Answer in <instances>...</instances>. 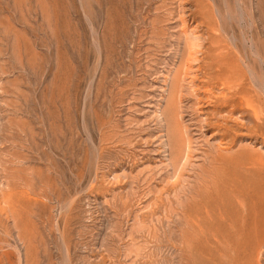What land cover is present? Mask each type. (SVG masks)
Wrapping results in <instances>:
<instances>
[{
	"label": "rangeland",
	"instance_id": "374dc122",
	"mask_svg": "<svg viewBox=\"0 0 264 264\" xmlns=\"http://www.w3.org/2000/svg\"><path fill=\"white\" fill-rule=\"evenodd\" d=\"M0 264H264V0H0Z\"/></svg>",
	"mask_w": 264,
	"mask_h": 264
},
{
	"label": "bare ground",
	"instance_id": "6f19581e",
	"mask_svg": "<svg viewBox=\"0 0 264 264\" xmlns=\"http://www.w3.org/2000/svg\"><path fill=\"white\" fill-rule=\"evenodd\" d=\"M189 74V73H188ZM193 75V74H192ZM195 78V77H194ZM175 114V113H174ZM173 116H175V115H173ZM173 123H174V121H173ZM176 129V128H175ZM182 139V138H181ZM184 141V140H183ZM176 149V148H175ZM183 149V148H182ZM217 151V150H216Z\"/></svg>",
	"mask_w": 264,
	"mask_h": 264
}]
</instances>
